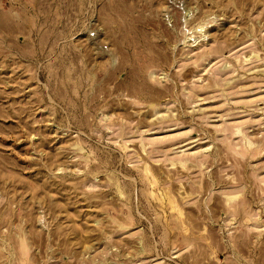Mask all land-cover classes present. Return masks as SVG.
<instances>
[{
	"label": "rangeland",
	"instance_id": "rangeland-1",
	"mask_svg": "<svg viewBox=\"0 0 264 264\" xmlns=\"http://www.w3.org/2000/svg\"><path fill=\"white\" fill-rule=\"evenodd\" d=\"M0 264H264V0H0Z\"/></svg>",
	"mask_w": 264,
	"mask_h": 264
}]
</instances>
